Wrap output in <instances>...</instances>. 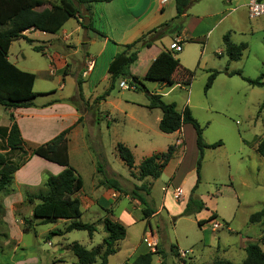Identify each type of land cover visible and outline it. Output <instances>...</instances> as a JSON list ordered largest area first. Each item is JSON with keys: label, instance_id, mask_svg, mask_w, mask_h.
<instances>
[{"label": "rangeland", "instance_id": "374dc122", "mask_svg": "<svg viewBox=\"0 0 264 264\" xmlns=\"http://www.w3.org/2000/svg\"><path fill=\"white\" fill-rule=\"evenodd\" d=\"M231 1L195 0L190 12L204 16V19L197 22L193 17L187 25L184 23L187 37L180 52L171 48L177 41L173 33L154 41L151 48L137 46L141 42L135 45L140 58L131 66V72L140 78L145 89H123L120 82L130 79L121 77L106 100L99 101L101 105L94 99L109 88L111 77L107 81L104 76L109 62L120 51L117 45L137 38L136 31L130 30L136 24L132 11L137 9L135 12L140 13L152 0H114L112 4H93V9L86 15L89 20L91 18L92 26L106 33L111 40L102 55H96L102 47L101 38L91 46L90 51L97 56L96 69L85 80L78 75L81 63L83 69H88L89 60H94L82 59L87 52V40L86 44L82 43L84 31L93 35L88 29L75 32L72 39L65 41L62 33L50 37L35 31L29 33V37L36 40L33 44L24 38L12 42L9 59L36 75L34 90L40 93L36 103L59 99L64 94L77 100L84 113L79 122L80 136L71 139L70 164L84 182L76 195L81 201L79 220L94 224L97 230L93 237L85 230L60 234L70 221L41 224L33 219V207L40 201L38 197L47 191L46 180L50 170L43 169L39 162L31 159L34 156L31 155L32 149L39 145L40 139H28L25 148L29 155L25 157L20 152L12 155L15 163H22L13 178V185L19 186L17 191L23 198L20 204L15 203L14 218L11 211L7 212L4 202V198L13 191L0 194V264L9 263L10 258L13 261H32L31 264H78L70 245L78 242L87 249L101 246L103 252L107 237L104 230L106 216L126 228V236L117 243L118 251L109 256L108 264H123L140 253L156 251L157 247L165 251L166 257L155 254L154 264H215L217 260L222 264H243L248 244H259L264 250L261 243L264 221L251 223L249 220L252 213L264 208V157L257 150L264 138V86H255L247 81L257 79L264 72V16L250 19L246 6L248 0ZM130 3H135V8H129ZM172 4L173 0H170L162 16L164 20L171 21L175 16L174 11L170 13ZM106 5L113 8L108 10L110 6ZM85 6L81 7L82 15L77 19L80 25L85 20ZM49 7L44 5L37 9ZM218 11L219 14L205 16ZM118 14L122 20L116 24L113 20ZM160 16L157 12L155 20ZM221 18L223 20L218 23ZM74 23L75 20L70 19L65 28L72 30ZM8 27H0V30ZM227 33L233 42L247 44L243 56L237 61H230L226 54L223 38ZM153 36L151 34L143 40ZM49 38L51 41H45ZM72 40L76 45L69 47ZM43 44L50 46L46 53L34 49V46ZM160 48L177 53L181 66L194 72L190 85H166V81H177L175 71H169L160 82L145 78L151 57ZM63 56L65 58L60 59ZM51 65L55 71L53 74ZM210 70L220 73L206 91ZM77 79L82 80L85 101L78 98ZM148 92L162 94L166 102H175L178 111L189 106L203 128L205 141L209 144L223 142L205 150L200 182L196 168L199 150L195 129L191 124H185L179 134L162 132L159 129L162 111L148 107ZM9 117L10 111L0 105V125H8ZM31 134L34 135L32 131ZM178 139L181 145L185 142L180 149L175 145ZM118 143L132 150L135 156L133 168L119 156ZM171 145L177 152L162 175L157 179L147 177L140 180L139 165L143 159L154 153L166 152ZM99 164L103 165L105 174L98 171ZM105 177L117 178L128 191L142 183L152 185L148 200L157 212L149 218V223L143 218V205L139 200L123 193L116 198L106 192L108 187L101 184ZM196 184L198 187L193 192ZM177 185L184 193L182 202L174 198L173 191ZM191 193L202 197L207 209L197 214L182 215ZM212 213L217 217L199 226L198 221L208 219ZM19 218L31 219L30 232L23 231L24 222L19 223ZM53 230L57 232L53 234ZM172 245H175L174 250ZM176 250L179 251L178 256L174 254ZM101 261L97 257L95 264H101Z\"/></svg>", "mask_w": 264, "mask_h": 264}, {"label": "trees", "instance_id": "16d2710c", "mask_svg": "<svg viewBox=\"0 0 264 264\" xmlns=\"http://www.w3.org/2000/svg\"><path fill=\"white\" fill-rule=\"evenodd\" d=\"M112 0H0V27L9 26L6 29L0 30V105L7 110L17 108H27L34 105L35 98L40 94L34 90L36 75L33 72L25 71L17 67L9 60V50L13 41L24 38L32 44L33 39L25 35L27 30H38L50 34H55L64 24L71 18L78 19L82 15L81 7L86 10H91V5L94 3H105ZM176 16L167 23L155 27L143 34L139 39L132 43L126 44V49L123 52L117 53L108 65V73L111 77L109 88L94 99L96 104L106 97L115 88V82L121 77L129 78L130 83L134 84L138 90L145 89L143 83L137 75L131 73V66L139 58V50L134 48L135 45L141 42L142 47H151L154 41L162 39L167 34L173 33L179 35L184 27L183 17L187 8L191 5L192 0H175ZM44 5H49V8L38 10L37 8ZM90 21L87 26L84 21L81 26L85 29H93ZM94 30V29H93ZM100 36L105 37L106 34L100 30L96 31ZM154 34L148 40H143L146 36ZM226 54L230 61L241 59L244 51L247 49L246 43H235L231 40L230 33L224 35L223 38ZM36 51H42L40 46H34ZM170 49L162 51L157 58L150 64L145 78L160 82L165 75L170 72H176L177 81H166V85L172 86L174 83L181 85H190L194 77V72L184 68L175 58ZM211 73L206 85V91L209 90L220 71L210 70ZM78 90L77 95L79 100L85 101L82 88V80L77 79ZM252 85L264 86V72L257 79H247ZM149 104L151 109L158 108L162 111V117L159 121V129L164 133H174L181 130L184 124H191L196 132V145L199 150L197 160V178L198 182L201 179L202 160L207 148L217 147L223 144L222 141L209 144L205 141L203 128L198 120L194 117L189 106L178 111L175 102H166L162 94L149 93ZM74 104L81 112L78 101L74 98L67 99ZM84 113L81 112V117L77 121L82 120ZM11 125L7 134V149L6 152H0V194H5L11 191L14 174L20 169L22 163H15L12 155L15 152H20L23 156H28L29 153L25 148V141L22 137L18 123L15 121L13 114H10ZM98 123V122H97ZM73 127H69L59 133L50 141L43 143L32 149L31 155H37L45 160L57 163L64 167L58 174H51L47 177L45 194L38 197L40 200L36 203L32 210V217L41 222V224L56 222L58 220H68L70 223L65 227L60 234L70 232L72 230H85L93 237L97 228L94 224L80 221L82 215L81 201L76 194L83 188L84 182L81 175L70 164V155L68 147V134ZM117 151L121 159L130 167L135 166V156L132 150L123 143L117 144ZM257 150L264 157V138L259 142ZM175 153V146H169L166 152L154 153L143 159L139 165V179L143 180L147 177L159 178L165 167L168 165ZM98 171L105 174L104 167L99 164ZM103 186L113 188L116 191L125 195H130L133 199H137L143 205V218L149 223V218L157 212V209L149 203L148 196L151 192L152 185L142 183L128 191L121 182L115 177H105L101 182ZM198 184L193 189H197ZM29 201L33 202V198L29 197ZM207 209L205 201L201 197H196L191 193L186 202V206L182 215L197 214ZM217 217L216 213H212L208 219L198 221L199 226ZM250 222L256 223L264 221V208L251 214ZM23 231L28 233L31 231V219H24ZM32 228L34 226L32 225ZM104 230L107 232V237L104 239L103 247L97 246L93 249H87L78 242H73L70 245L71 251L77 257L78 264H95L97 257H100L101 264H108L109 256L118 251L117 243L123 240L126 236V228L120 222H117L110 217L104 218ZM57 231H52L55 234ZM261 243L264 245V235L261 238ZM175 245H172L174 250ZM246 257L243 264H264V250L259 244L250 243L245 248ZM155 254H161L166 257L164 250L157 247L156 251H146L138 254L133 259H128L123 264H154L153 259ZM176 256L179 251H175ZM215 264H222V261L217 260Z\"/></svg>", "mask_w": 264, "mask_h": 264}, {"label": "crops", "instance_id": "0c3cea01", "mask_svg": "<svg viewBox=\"0 0 264 264\" xmlns=\"http://www.w3.org/2000/svg\"><path fill=\"white\" fill-rule=\"evenodd\" d=\"M229 1H231V0H229ZM112 2H114V0H112L110 2H105L104 4H112ZM126 2H128V1H126ZM194 2H195V0H192L191 5L187 8V10H186V12L184 14L183 21H184V23L186 22V25L189 23V20L191 18H193V17H194V19L197 22H199V21L201 22L204 19V16H199L197 14H194L193 12H190L192 10L191 7H193L192 5H193ZM168 3H169V1L166 2V3H163L162 0H152V2L149 4L148 8H145L140 13L135 12L137 9L132 11V16H133L136 24L130 30L136 31V34H135L136 35L135 37H137L136 40L139 39L143 34H145L148 31H150L151 29H153L155 27H158L160 25H163L164 23L170 22L169 20H167V19L164 20L165 18H162V16L166 12V8H167V4ZM245 4H246V2H245ZM155 5H156V7H155ZM106 6H110L108 8V10H111L113 8L112 5H106ZM128 6H129V8H131V7H134L135 8V3H130V4H128ZM246 6H247V4H246ZM154 7H155V9H154L155 10V13L152 14V9ZM92 9H93V4L91 5V10ZM104 9H106V7H104ZM131 10L129 9V11H131ZM173 11L175 12V16H176V2H175V0H173V4L171 5L170 13H172ZM157 12L160 13L161 16L158 18V20H155V16H156V13ZM214 13L219 14L220 12L219 11L218 12H210V13H207L205 16L206 17H209L211 15H214ZM118 15L119 16H115L114 17V20H113L116 24L121 23V20H122V16L120 14H118ZM71 19H74L75 20V23L73 25L72 30H68V29L65 28L66 24L70 21V19H69L64 24V26L59 31H57L55 34H50V33H46V32H42V31H38V30L31 29V30L25 31V35H27L29 37V33L38 31V32L42 33L44 36L54 37V36L57 35V33H62V35H63L62 36V40H64V41L65 40H70V39L73 38V35L75 34V32H78L81 29L82 30H85L78 23L77 19H75V18H71ZM186 19H187V21H186ZM90 20H91V18H90ZM222 20H223V18L219 19L218 20V23H220ZM186 25L184 24V27L181 30V32H180L179 35L173 34V38H175L177 41H180L182 45H184L183 43H184V41H185V39L187 37L186 36V32H187V29H186L187 26ZM93 29H88V31H91V33L93 35H87V33H85V31H84V36H83L82 43L86 44L85 42L87 40V52L84 54V56L82 57V59L84 58V61H85V58L86 57H87V59L88 58L89 59L92 58V59H94L93 60V62H94L93 65H95V63L97 61V58H95V57H97L98 55H102L103 54V52L108 48L111 39L107 35L105 37L100 36L98 34V32H96L99 29L95 28L94 26H93ZM99 38H101L100 42L102 43V47L98 50V52L96 54L97 56H94V54L90 51L91 50V46L95 42H97V40H99ZM31 39H33V38H31ZM51 39L52 38H49V39H47L45 41L49 42V41H51ZM35 41L36 40L33 39L32 44ZM191 41H193V40L191 39ZM74 43H75L74 40H72L70 42V44H69V47L70 46L71 47L75 46L76 44L74 45ZM129 43H132V42H123V43H121V45L120 44L117 45V47L120 48V51L117 52V53L123 52L126 49V44H129ZM154 44L155 43H153L152 46ZM140 45H137V46H140ZM37 46H40L42 48V52H44V53H46V49L50 48V46H47L46 47L45 44H43V45H37ZM151 47H147V48H151ZM136 48H134V49H136ZM165 50H167V48H160V49H158V51L151 57L150 64L157 58V56L162 51H165ZM64 58L65 57L63 56L60 59H64ZM139 58H140V54H139ZM175 58H177L179 60V63L181 64L180 59L176 55H175ZM79 59L80 58H77V60H79ZM87 59H86V61H88ZM66 61H64V63H66ZM91 61L92 60H89V62H91ZM12 63L15 64L14 62H12ZM15 65L17 67H19L17 64H15ZM81 66L82 67L80 68L78 75L81 76V77L83 76L84 80L87 79V78H89L93 74L94 70L96 69V66H95V68L93 66V68L91 70H89V66L90 65H88V69L86 68L87 70L86 69H83V63H81ZM20 69H22V68H20ZM22 70H24V69H22ZM25 71H27V70H25ZM54 72L55 71L53 70V65H51V74H53ZM131 73L134 74L133 72H131ZM104 77L106 78L107 81H110V74L108 72L105 74ZM84 80H83V82H84ZM35 81H36V79H35ZM34 85H35V83H34ZM109 86H110V83H109ZM107 89H108V87H107ZM67 99H69L68 96H66L64 94H61L59 96V99H53V100H49V101L42 102V103H39L38 104V103H36V98H35L34 105L31 106V107H27V108H17V109L9 110L10 111V114H13V116L15 118V121L19 125V128L21 130V134H22V137H23V139L25 141V144H26V140H28V139L39 138L40 139L39 145H41L43 143H46V142L50 141L54 137H56L63 130H65V129L69 128V127H73L71 129V131L69 132V134H68V138H69L68 147H69V151H70L72 137H79L80 136V135H78L81 132V131H78V128H79V124L80 123H77V121L81 117V112L77 109V107L74 104H72L69 101H67ZM101 104H102V102L100 103V105ZM107 117H109V116L107 115ZM9 119H10V117H9ZM10 125H11V120H10V123L8 125H6V126L0 125V133H1L0 134V152H6V151H8V149L6 147H7V134L9 132ZM184 126H185V124L182 126L181 130H179L177 132H174L173 134H179V133H181L182 130H183V128H184ZM31 131L34 133V135L31 134ZM180 142H181L180 139H178L177 143L175 144L177 146V149H180L182 146L184 147V145H185V142H183L184 143L183 145H181ZM69 155H70V153H69ZM34 156H32L31 159L34 162H39L38 165L40 167H43V169L45 168L47 171L50 170V172H49L50 174L49 175H51V174H58V173H60L64 169L63 166H61V165H59L57 163H54V162L45 160V159H43V158H41V157H39L37 155H34ZM17 188H19V186H14L12 184L11 185V191H13V192H11V194L9 196H7V197L4 198V200H5L4 202L7 205V212L10 213V211H11L13 218H14L13 215H15V213H14L15 210H17V206H16L15 203L20 204L21 202H23L22 195L19 194V192L17 191ZM174 188L175 189H174L173 193H174V198L176 199V197H175V195H176V189L177 188H181V187L177 185ZM106 192L108 194L116 197V198H118L121 195L120 192L116 191L113 188H108ZM23 221L24 220H21L19 218V223L22 224ZM8 262L9 263H7V264H31L32 261H30V262H26V261L24 262L22 260H15V261H13V258H10V260Z\"/></svg>", "mask_w": 264, "mask_h": 264}, {"label": "built area", "instance_id": "2783aa9c", "mask_svg": "<svg viewBox=\"0 0 264 264\" xmlns=\"http://www.w3.org/2000/svg\"><path fill=\"white\" fill-rule=\"evenodd\" d=\"M162 1L163 3H166L170 0H162ZM247 13L250 19H256L264 16V0H248ZM171 48L177 52H180L183 49V45L181 44L180 41H174ZM91 64H94L93 60L91 61ZM91 64L89 66V70H91L94 66V65L91 66ZM120 87L123 89L136 88L134 84H131L130 81L127 80H122L120 82ZM175 197L180 202L184 200V193L182 188L176 189Z\"/></svg>", "mask_w": 264, "mask_h": 264}, {"label": "water", "instance_id": "95a60500", "mask_svg": "<svg viewBox=\"0 0 264 264\" xmlns=\"http://www.w3.org/2000/svg\"><path fill=\"white\" fill-rule=\"evenodd\" d=\"M83 13L86 15L88 13V10H84ZM89 17L86 15L84 20V25L87 26L89 24Z\"/></svg>", "mask_w": 264, "mask_h": 264}]
</instances>
